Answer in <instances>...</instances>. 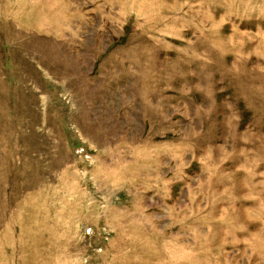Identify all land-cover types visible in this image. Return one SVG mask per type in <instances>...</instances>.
<instances>
[{"label": "rangeland", "instance_id": "obj_1", "mask_svg": "<svg viewBox=\"0 0 264 264\" xmlns=\"http://www.w3.org/2000/svg\"><path fill=\"white\" fill-rule=\"evenodd\" d=\"M0 264H264V0H0Z\"/></svg>", "mask_w": 264, "mask_h": 264}]
</instances>
